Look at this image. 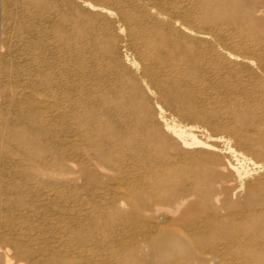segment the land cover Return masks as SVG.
Instances as JSON below:
<instances>
[{
  "label": "rangeland",
  "instance_id": "obj_1",
  "mask_svg": "<svg viewBox=\"0 0 264 264\" xmlns=\"http://www.w3.org/2000/svg\"><path fill=\"white\" fill-rule=\"evenodd\" d=\"M139 2L157 4L163 12L159 18L164 31L171 33L170 28L179 14L159 0H0V42L4 44L3 50L0 49V232L5 233L12 221L20 219L21 206L27 209L40 206V213L25 211V217L29 221L31 218L41 230L36 241L41 246L51 242L50 231L53 232L56 264H91L96 260L98 264H118V255L134 264L264 262V257L252 261L241 254L224 253L223 240L211 234L209 220L213 214L206 209L189 210L173 226L190 235L206 253L189 258L190 250L183 245L167 248L165 257L156 259L144 241L147 230L158 220L144 205L140 206L139 200L149 195L147 188L139 185L135 164L125 161L122 167L107 173L106 178L100 172L93 173L91 165L85 166L88 168L85 175L81 174L72 162L81 163L76 146L61 148L56 129L45 132L39 128L38 93L41 82L48 78H81L83 68L92 73L90 78H122L124 82L130 80L131 84L132 78H141L143 62L139 46L128 37V29L119 22L114 23L127 16L126 11L130 9L135 16L140 15ZM106 7L112 10L107 11ZM213 11L217 16L213 27L215 37L212 40L210 36L199 38L201 64L189 70L191 77L202 81L185 95L181 104L202 115L204 122L194 124L191 119H182L177 111H161L163 103L150 92H144L145 98L136 95V99L153 105L159 129L165 131L167 125L174 124L205 143L202 147L184 149L187 162L183 169L188 174L214 179V173L225 171L226 175L230 164L242 170L231 177L243 184L239 195L222 197L223 201L234 199L233 206L228 205L232 215H227L225 224L229 225L237 218L236 214L241 217L260 209V206L248 207V189L255 196L264 194V0H215ZM247 21L254 25H245ZM198 23L201 29L209 28L201 18ZM116 44V58L103 52L107 46L111 49ZM97 57L103 60L102 65L97 63ZM147 64L156 65L155 62ZM162 70L169 68L162 67ZM19 134L27 136L30 143H21L17 139ZM169 152L167 150V155H174ZM56 153L62 154V165L73 169L71 173L65 171V181L69 182L58 192H46L47 183L59 177L56 175L58 166L54 169L56 173H50L54 179L38 178L32 167L46 160L53 162ZM104 179L107 185L101 183ZM114 200L119 204L116 208ZM148 200L153 202L154 199ZM44 216L52 220L46 222ZM25 217L20 222L27 221ZM151 217L155 219L152 221ZM165 217L170 221L172 214L167 212ZM26 223L20 225L26 227ZM11 233L17 236L15 231ZM212 255H216V259L209 263Z\"/></svg>",
  "mask_w": 264,
  "mask_h": 264
},
{
  "label": "bare ground",
  "instance_id": "obj_2",
  "mask_svg": "<svg viewBox=\"0 0 264 264\" xmlns=\"http://www.w3.org/2000/svg\"><path fill=\"white\" fill-rule=\"evenodd\" d=\"M159 1L164 6H171L179 14L178 19L173 22V26L170 28L171 33H167L168 35L159 18L163 12L154 2L151 5L139 2V7L142 8L140 15L135 16L134 10L130 9L126 11L129 13L127 16L114 21L128 29V37L136 41V45L139 46L143 62L141 78H132L134 79L132 84L129 82L130 80L124 82L122 78H90L92 73L87 72L83 67L80 73L81 78H48L41 82L38 93L39 122H41L39 128L45 132L56 129L57 142L61 148L76 146V151L79 150L78 153L81 154V163L72 162L75 163L74 167L78 168V172L80 171L81 174L85 175L88 169L86 167L91 165L93 173L97 171V174L102 173L100 175L106 178L107 173L122 167L125 161L135 164V175L139 179V185L145 186L148 190L146 194L149 195L139 200L141 201L140 206L144 205V208L150 214L156 215V220H158L152 229L147 230L144 241L156 259L165 257L167 248L183 245H186L190 250L189 258L206 253L190 235L173 227L176 221L192 209L212 211L213 216L209 220L210 231L212 235L223 240L224 253L241 254L252 261L258 257H264V194L255 196L251 189H248L246 195L248 207L250 205L260 206V209L258 207L241 217L238 213L236 214L237 218L234 217L228 223L229 225L225 224L228 220L227 215H232L231 207L234 204V199L233 201H223L222 197L228 199V197L239 195L243 184L237 182L238 179L235 177H233L234 179L231 177L233 173L239 175L238 170H242L238 169V165L237 167L230 164L228 165L230 171H227L226 175L223 174L225 171L222 174L212 171L216 177L214 179H207L203 175L195 173L188 174L183 169V165L187 162L184 149L202 147L205 143L199 141L196 135L194 136L191 132L182 128L178 129L174 124L172 127L167 125L165 131L159 129L154 117L156 110L153 105L141 103L136 99V95L140 94L144 97L145 91L150 92L163 103L165 108L161 107V111L164 109L177 111L182 119H191L194 124L204 122L202 115L182 107L181 104L185 95H189V91H193V87L202 81L201 78L191 77L189 70L190 67L195 70L201 64L202 51L198 50L197 45V42H201L199 38L210 36L209 38L212 40V37H215L216 32L213 29L217 19L216 12L213 11L215 0ZM105 10L112 9L106 7ZM200 18L208 23L209 28L205 30L199 27ZM246 24L254 25L250 21L245 22ZM3 48L4 44L0 42V49L3 50ZM104 50L105 54L116 58L117 44L111 49L107 46ZM100 58L103 59L102 56ZM100 58L97 57V63L102 65L101 61L103 60ZM44 59L42 57V60ZM147 62H155L156 65H148ZM132 64L134 65V63ZM162 67H168L169 70H162ZM243 115L245 116L244 113ZM164 123L166 124L165 121ZM17 139L21 143H30V139L23 134H19ZM213 148L211 147L212 150ZM167 150L174 155H167ZM231 150L236 153L233 149ZM61 155L56 153L53 162L46 160L32 167L33 171L37 172L38 178L46 179V176L52 177L53 174L50 173H56L54 169L58 166L59 171L56 175L59 177L53 183H47L46 192H58L64 183L69 182L65 181L66 175L64 174L65 171L71 173L72 166L69 168L62 165ZM245 172L242 173L245 174ZM202 174L204 173L202 172ZM244 174L242 178L245 177ZM101 183L107 185L106 179ZM149 198L154 199L153 202H149ZM117 205H119L118 201L114 200V208ZM19 209L20 219L25 217V211H32L36 215L42 210L40 206L33 209L21 206ZM164 212L172 214L170 221L167 220ZM142 215L138 218H141ZM44 217L46 222L52 220L48 216ZM20 219L12 221L5 233L0 232V249L3 257V262L0 264H56L53 232L50 231L51 242L45 247L41 246L36 243L41 230L34 225L31 218L29 221V218L25 217L27 221L24 222H20ZM151 219L153 221L155 218L151 217ZM25 222H28L26 227L20 225ZM247 225L250 226V229H247ZM12 231H15L16 237L12 236ZM118 257V264H134L131 260L125 261ZM215 259L216 255H212L209 263L214 262ZM90 263L98 264L97 260ZM257 264H264V262Z\"/></svg>",
  "mask_w": 264,
  "mask_h": 264
}]
</instances>
